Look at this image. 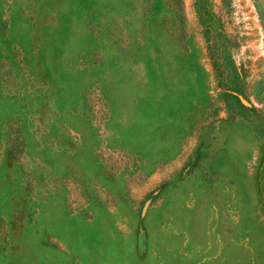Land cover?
<instances>
[{
	"label": "rangeland",
	"instance_id": "obj_1",
	"mask_svg": "<svg viewBox=\"0 0 264 264\" xmlns=\"http://www.w3.org/2000/svg\"><path fill=\"white\" fill-rule=\"evenodd\" d=\"M0 264H264V0H0Z\"/></svg>",
	"mask_w": 264,
	"mask_h": 264
}]
</instances>
